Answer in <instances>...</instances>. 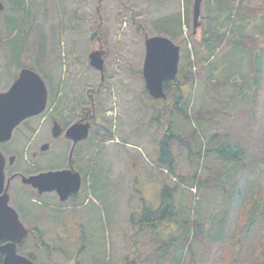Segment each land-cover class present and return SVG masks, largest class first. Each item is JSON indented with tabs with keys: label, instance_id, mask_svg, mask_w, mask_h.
<instances>
[{
	"label": "rangeland",
	"instance_id": "obj_1",
	"mask_svg": "<svg viewBox=\"0 0 264 264\" xmlns=\"http://www.w3.org/2000/svg\"><path fill=\"white\" fill-rule=\"evenodd\" d=\"M0 2L3 4L0 8V28H3L5 18L12 14V6L6 0ZM25 2L29 11L24 16L26 24H40L47 35L45 61L39 63L36 58H30L34 62L33 65L30 63L31 66L47 84V109L66 113L67 108L72 109L79 104L91 105L93 100L96 106L94 146L87 157V149H83L86 144L80 145V161L74 167L81 174L85 171V176H88L90 167L87 169L85 166L102 161L104 174L97 180L95 174L90 173L85 179L88 191L83 189V185L79 198L65 202L55 193H45L36 198L29 193L16 192L15 196L13 193L10 204L18 212L20 220L29 229H39L46 245L39 248L35 237L29 234L18 250L24 255H33L37 264H122L127 255L130 260L144 259L157 248V243L151 241L156 231L140 229L131 216L141 211L144 202L158 207L164 185L176 182L159 167L167 165L158 160L159 138L162 135L158 116L160 113L163 117L167 116L178 129L183 128L185 123L171 113L164 101L154 100L146 88L143 76L145 40L153 35L166 36L180 45L181 54L186 52L187 47L192 59H201L204 57L198 52L205 49L201 38L206 20L191 35L194 31L195 0ZM201 3V15L211 12L216 15L212 0H202ZM262 18L251 16L248 21L243 16L241 24L245 25L247 21L246 31L258 34ZM100 49L105 51L104 77L91 66L89 58L93 50ZM249 59L250 55L241 49H223L213 61L214 73L218 76L213 80L233 79L234 85L231 81L227 84L222 81L219 87L217 84L210 89L196 82L193 92L194 110L204 112L216 107L223 111L215 116L214 122L207 121L205 140L211 141V146L221 141V135L227 132L230 134L227 138L248 144L252 149L250 153L261 157L254 171L244 169L238 173L242 187L253 188L256 190L254 195H247L241 203L229 204L224 190L214 191L204 185H195L199 194V201L195 202L193 193L187 188L197 170L195 160L191 159L186 147L176 140L171 142V150L177 157L176 170L186 177L175 199L179 213L188 218L193 215L205 221L207 226L211 220L224 215L229 206H234L228 214L229 225L221 241L214 244L194 243L193 251L198 264H207L206 260L210 257V254L206 255L208 247L210 251L213 249L211 255L215 257V264H231L233 260L235 264H264V89L259 99L252 101L255 90L246 88L247 98L243 99V92L238 86L239 81L243 84L241 75L252 74ZM23 65V62L21 67L15 63L7 64L6 53L0 49V91L9 89L14 74L17 75ZM209 76L207 66H204L203 78L206 80ZM57 81L60 82V92L53 100L50 90ZM29 125L32 130L41 128L33 140L26 126L22 125L15 130L7 146L0 145L6 156L17 157L11 168L27 173L39 167L44 170L65 167L70 145L65 146L62 139L46 137L47 122L43 124L34 119ZM216 133L218 136L213 137ZM108 134L111 136L103 141ZM113 137L120 143H112ZM30 139L32 142L29 145ZM46 141L49 143L48 150L42 152L38 147V155L31 158L36 146ZM101 142L104 144H99ZM3 147H6L5 150ZM97 156L101 157L96 159ZM206 162L207 167L201 170L202 177L211 176L215 167L221 166V161L213 153ZM17 186L25 190L20 182ZM257 195L259 207L254 204ZM193 204L194 210L191 208ZM255 208H259L262 214L254 217L252 230L245 236L246 230L240 233L239 229L250 219L249 215ZM175 224L170 222L162 231L164 238H168L173 228L178 227ZM186 249L180 246L177 256H181ZM219 254L222 261L217 260ZM183 256L182 263L188 264L191 259L189 251L187 258ZM140 264L145 263L141 261Z\"/></svg>",
	"mask_w": 264,
	"mask_h": 264
},
{
	"label": "trees",
	"instance_id": "obj_2",
	"mask_svg": "<svg viewBox=\"0 0 264 264\" xmlns=\"http://www.w3.org/2000/svg\"><path fill=\"white\" fill-rule=\"evenodd\" d=\"M6 1L12 6V14L5 18L4 26L0 28V49L6 53L7 64L15 63L18 67H21L23 62V67L35 69L31 66L34 62L30 58H34V60L36 58L39 63L45 61L48 47L46 32L40 24H26L24 16L29 11L25 0ZM212 3L216 6V15L211 12L206 16L200 15L199 19L201 23L206 20L201 38V43L205 45V49L198 52L204 58L192 59L191 51L186 47V52L181 54L183 58L180 57L177 77L165 83L166 97L156 99L150 95L156 101H164L171 113L178 115L185 122L183 128L178 129L174 127V122L169 120L167 116L163 117L162 113L158 116L160 133L162 134L159 138L160 154L158 160L169 167L171 175L175 176L177 181L174 184L166 183L164 185L158 207H153L144 202L141 211L131 216L133 223L140 229L156 231L151 241L157 243V248L144 259L135 258L130 260L127 255L122 264H140L141 261L145 264H183L181 258L183 255L184 258H187L188 251L191 255L188 264H198L197 255L193 251L194 243H217L222 240V235L228 228V214L234 209L232 205L224 211V215L219 219L211 220L207 226L205 221L194 218L193 215L188 218L179 213L175 199L179 186L186 181V177L176 170L177 157L171 150L172 141L176 140L179 145L186 147L191 159L195 160L194 164L197 170L193 175L194 180L190 183L191 186L204 185L214 191L224 190L229 204L232 202L241 203L240 201L247 195L251 197L256 192L253 188L242 187L238 173L244 169L254 171V167L258 166L261 157L255 153L251 154L249 150L252 149L248 147V144L227 138L230 136L227 132L223 136L221 135V141L213 146L210 144L211 141L205 140L207 123L214 122L215 116L221 115L223 111L216 107L213 110L205 109L204 112L202 110L198 111V109L197 111L194 110L195 96L193 88L196 82L210 89L217 84V87H219L222 81L224 84L231 81L234 85L233 79L227 81H224L225 79L213 80L218 77L214 73L213 61L223 49L236 48L250 55L249 61L252 67L251 75H241L243 84L239 81L238 85L240 91L243 92L241 98H247L245 89L249 87L255 90L252 101H255V98L259 99L260 93L264 89V2L263 0H212ZM258 15L261 18L263 17V23L260 26L261 31L258 34L246 31L247 21L245 25L241 24L242 17L244 16L249 21L251 16L255 18ZM18 16H21V18H18ZM178 21L177 19V23ZM193 33L191 32V35ZM198 57L200 58V56ZM204 66H207V71L210 73L206 80L203 78ZM14 77H16V74H14ZM59 83L57 81L50 90L53 100L60 92ZM146 93L148 92L146 91ZM235 102L233 101V103ZM154 118L157 120L156 117ZM109 136L111 135H106L103 141ZM217 136L216 133L213 137ZM99 144H104V142ZM212 153L215 154L216 159L221 161V166L215 167V171L211 176L202 177L201 170L207 167L206 161ZM100 157L97 156L96 159ZM102 165V161H94L90 166H85L87 169L90 167L88 176L90 173L95 174L98 180V177L104 174L102 173L104 167ZM83 175L84 178L88 177L85 176V171ZM259 200V195H257L254 203L257 207H259ZM191 208L195 209L194 204ZM261 214L259 208L252 209V215H249L250 219L239 229V232L243 233L245 229L244 235L248 236L253 227L252 222H255L254 217L256 218ZM176 217L177 219H175ZM170 222H176L175 226L178 227L173 228L174 231L169 233L168 238H164L162 231L169 226ZM30 234L35 237L39 248L46 246L44 238L39 234V229H30ZM180 246L187 249L182 252L181 256H177L176 251ZM212 250L210 251V247L207 248L206 255L210 254V257L206 260L207 264H215V257L211 255ZM27 256L35 261L33 255L28 254ZM3 258L4 256L0 254V264H3ZM237 259L236 257L235 260L237 261ZM217 260L222 261L223 258L220 256V258L217 257ZM103 264H107V262H103ZM231 264H235L234 260Z\"/></svg>",
	"mask_w": 264,
	"mask_h": 264
},
{
	"label": "water",
	"instance_id": "obj_3",
	"mask_svg": "<svg viewBox=\"0 0 264 264\" xmlns=\"http://www.w3.org/2000/svg\"><path fill=\"white\" fill-rule=\"evenodd\" d=\"M202 0H195L194 33L200 26ZM0 7L3 5L0 3ZM146 56L143 75L146 88L156 99L165 98V83L177 77L180 62V46L170 38L154 35L146 38ZM105 51L90 53V64L104 71ZM48 89L43 78L31 68H23L12 86L0 92V142L12 138L14 129L25 119L42 113L47 105ZM62 128L56 121L53 135L61 134ZM89 124L78 122L67 130V136L78 142L88 136ZM48 144L43 145L46 150ZM15 156L10 157V162ZM5 155L0 150V254L3 264H36L29 257L18 252V245L28 235V229L21 222L15 208L9 205V194L5 186ZM25 183L32 184L39 192L56 190L62 200L77 193L81 187V174L73 169L49 170L30 176H23Z\"/></svg>",
	"mask_w": 264,
	"mask_h": 264
},
{
	"label": "flooded vegetation",
	"instance_id": "obj_4",
	"mask_svg": "<svg viewBox=\"0 0 264 264\" xmlns=\"http://www.w3.org/2000/svg\"><path fill=\"white\" fill-rule=\"evenodd\" d=\"M91 105L88 104H79L76 107H72V109H66V113H63L58 111V112H51L49 110H45L42 114L34 116L29 118L28 120L24 121L20 126H26V130L28 133H30V137L33 140V137L37 136L39 131L41 129H37L36 130H32V126L29 125V122H31V120L34 119H39L43 124L47 122V124L49 123V128L47 130V135L46 137L50 138L51 136L53 137V139H62L63 143L65 144V146H69L70 145V152L68 154V164L63 167V168H73L74 164L78 161H80L78 159V153L80 151V145H84L83 149H87V157H89V153L91 152V147L94 146V128H95V119H96V106L95 103L93 102V100H91ZM65 116V117H63ZM65 118V119H63ZM58 122L59 125L62 128L61 134L58 136H53V126L55 124V122ZM78 122H82V123H87L89 124L90 128H89V134L87 136V138H85L82 141H78V142H74L73 139H71L70 137L67 136V130L75 123ZM43 126V125H42ZM31 139L29 142V145L31 144ZM2 144H7L8 141L5 142H0ZM48 144L49 143L46 141L44 143H42L41 145L36 146L35 150H33V152H31V158L36 157L38 155V151L37 148L40 147V150L42 148V146L44 144ZM44 152V151H42ZM9 156H6L7 161H6V185H7V191L9 193L10 196V200H9V204L11 201V196L14 193L18 192L19 194L23 192V194H30L32 195V198H36L37 196H42L45 193L49 194V193H55L56 197H58L61 200V196L58 194V192L56 190L53 191H45L40 193L39 189L34 187L32 184H28L25 183L23 181L22 176L23 175H31V174H36L39 173L41 171H43V169H41V167H39L38 169H29L31 171H27V173L24 172H20V171H16L14 168H11L13 166V164L15 163V161L13 163H10L9 161ZM17 158V157H16ZM15 158V159H16ZM78 159V160H77ZM7 164H9L7 166ZM62 167L59 169H63ZM47 170H51V169H47ZM76 170V169H75ZM83 178V189L87 188L88 184H84V177ZM17 182H20L23 186L25 190H22L19 186H17ZM86 186V187H85ZM80 196V192L78 194H72L71 197L69 199L74 200L76 198H79ZM68 199V200H69ZM11 205V204H10ZM12 206V205H11Z\"/></svg>",
	"mask_w": 264,
	"mask_h": 264
}]
</instances>
